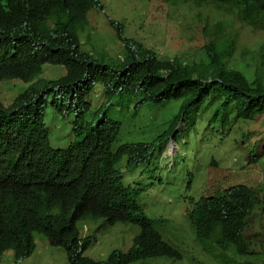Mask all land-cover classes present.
<instances>
[{"label":"trees","instance_id":"trees-1","mask_svg":"<svg viewBox=\"0 0 264 264\" xmlns=\"http://www.w3.org/2000/svg\"><path fill=\"white\" fill-rule=\"evenodd\" d=\"M158 1L174 6L178 2L190 3L207 9L212 21L207 20L202 30L208 39L202 48L203 60L190 64L176 56H159L154 48L125 37L123 24L113 20L110 23L124 46L123 54L117 60L95 59L80 49L76 26L86 24L88 12L98 6L97 0H0V81L16 78L30 83L8 108L0 104V142L6 144L0 182L4 178L13 186L31 189L26 212L22 213L18 205H0L8 223H0L3 249L11 247L16 251L30 229L40 226L39 212L48 208L41 230L59 241V233L70 232L57 231L52 211L55 207L73 206L84 217L138 224L141 234L126 253L114 251L100 262L70 255L72 264H127L155 255L181 258L178 250L160 240L151 224L135 214V194L122 185L115 169L124 156L129 166L137 164L146 145L124 143L113 150L121 123L108 119L102 107L104 115L96 124H83L82 117L89 106L85 97L96 84H101L107 101L125 102L126 108L131 103L140 109L146 104L159 108L180 101L170 130L183 115L189 114L190 107L205 102L211 116L221 119L233 116L235 120H254L264 116V42L248 65L228 64L240 50L234 31L236 23L250 32L264 33V0ZM45 64L64 67L65 75L34 81ZM48 99H53L51 104L59 111L76 112L74 122L81 138L68 149L48 148L43 127ZM227 107L232 108L231 113ZM33 140L38 142L35 157L29 152ZM263 193L262 185L237 184L201 200L190 212L189 222L203 250L212 253L217 247L224 264H263L249 260L256 255L244 235L255 208L262 206L264 211ZM140 238H149L160 248L146 252L138 248Z\"/></svg>","mask_w":264,"mask_h":264},{"label":"rangeland","instance_id":"rangeland-1","mask_svg":"<svg viewBox=\"0 0 264 264\" xmlns=\"http://www.w3.org/2000/svg\"><path fill=\"white\" fill-rule=\"evenodd\" d=\"M99 4L101 8L88 12L86 25L76 26L80 49L95 58L117 60L123 54L124 46L116 38L115 29L109 20L122 23L125 37L154 48L159 56L169 59L176 56L190 64L205 58L202 48L208 39L202 30L207 20L212 21L205 7L181 2L175 6L167 5L158 0H99ZM234 31L238 35L240 50L228 60V64L248 65L252 55L257 54L258 48L263 46L264 33L250 32L238 23ZM250 50H253L252 53ZM62 68L46 64L39 78H57L64 74ZM28 86L18 79L0 83V102L5 106L10 105L12 97L24 92ZM102 90V85L96 84L86 98L91 103L90 111H94L104 101ZM125 104L116 102L107 109L108 116L120 120L123 125L116 145L138 141L153 143L155 153L154 157L132 167L126 166V158L122 159L117 167L122 173L123 183L140 190L138 201L144 216L149 220H164L162 239L184 255L182 262L165 259L148 262L222 264L202 251L186 214L192 209L191 199L198 200L237 184L264 187V116L238 121V129H234L233 116L228 119L211 116L210 109H207L208 103H205L197 112L186 114L184 123L177 122L170 141L175 145L176 152L157 155L159 143L152 142L153 135L162 126V130L166 131L167 125L163 120L167 119V115L157 107L153 109L150 106L145 110L120 111ZM227 108L231 113L232 108ZM165 112L175 117L169 111ZM73 119L74 113H58L51 106L44 110V125L52 148H67L75 140L72 133ZM87 119L95 122L89 117ZM85 228L96 238V243L84 253V256L93 260H104L113 250H127L139 233L134 225L117 223L104 226L102 220L78 223L82 236ZM244 235L256 255L249 257V260L264 264L262 206L255 208L247 221ZM34 240V253L18 264H68L62 248L50 247L44 236L38 233H34ZM227 255L233 257L230 252ZM0 264H14L11 252L4 254Z\"/></svg>","mask_w":264,"mask_h":264},{"label":"clouds","instance_id":"clouds-1","mask_svg":"<svg viewBox=\"0 0 264 264\" xmlns=\"http://www.w3.org/2000/svg\"><path fill=\"white\" fill-rule=\"evenodd\" d=\"M98 1V6L97 7H94V8H101L100 4H99V0ZM92 8V9H94ZM87 18V17H86ZM111 21V20H109ZM87 23V22H86ZM86 25V24H85ZM84 26V25H83ZM76 32H77V29H76ZM135 40V39H134ZM79 47H80V44H79ZM82 52H85V51H82ZM85 53H88V52H85ZM90 54V53H88ZM91 55V54H90ZM93 56V55H92ZM94 57V56H93ZM95 58V57H94ZM96 59V58H95ZM186 63V62H184ZM46 65V64H45ZM52 65V64H50ZM55 66H58V65H55ZM44 67V66H43ZM62 68V66H61ZM64 69V67L62 68ZM65 70V69H64ZM42 72H43V68H42ZM42 74V73H41ZM65 75V72L64 74H62L61 76ZM40 76V75H39ZM39 76L34 80V81H49V80H44V79H40ZM59 76V77H61ZM57 77V78H59ZM57 78H52L50 80H53V79H57ZM13 79H16V78H13ZM13 79H5L3 81H0V83L6 81V80H13ZM20 80V79H18ZM21 81V80H20ZM23 82V81H22ZM207 83L211 82V80H208L206 81ZM24 83H27V82H24ZM29 84L30 86V83H27ZM28 86V87H29ZM23 93V92H22ZM21 94V93H20ZM91 93H89L86 97H85V102L88 103V111L83 115L82 117V123L83 124H86V123H90L92 125L96 124L97 120L102 118V116L104 114L107 113V109L114 106L115 103H116V100L113 99L111 101H107L106 100V97H105V93L104 91L102 90V95H103V98H104V101L102 103H100V105L94 110V111H90V108H91V103L89 100H87L86 98L90 95ZM19 95V94H18ZM16 97V96H15ZM15 97L13 96L12 97V101L10 103V105L13 103ZM53 99H48V103L49 105L47 107H53L58 113H66V114H69V113H74V119L72 121V133L75 137V140L69 144V146L67 148H64V149H68L71 145L77 143L80 141V136L77 134L76 132V124H75V115H76V112L75 110H67V109H63L62 111H59L57 108H55L51 103H52ZM207 103V102H205ZM205 103L201 104V105H198L196 108H189L188 111L189 113L191 111H195L197 112ZM0 104L5 107V108H8L10 105L8 106H5L2 102H0ZM147 106H150V108H152V105H145V107L143 108H140V109H144L147 108ZM46 107V108H47ZM102 107H104V114L102 113ZM180 107H181V102L178 101V102H171L167 105H164V106H160L158 109H160V111L164 114L167 115V119L166 120H163L164 123L167 125V129L166 131H163L162 130V127L156 131L153 135V141L152 142H157L159 143V147L157 149V155H160L162 154L163 152H165V154H174L176 152V147L175 145L170 142L172 140L171 138V134L174 133V131L176 130V125L174 126V128L172 130H170V126L171 124L173 123L174 121V118L175 117H172V116H169L168 113H166L165 111H169L170 114H174L175 116L179 113V110H180ZM45 108V109H46ZM154 109V108H153ZM120 111H138L139 109H136L135 108V104L134 103H131L129 105L128 108H126V106H124L123 108H120L119 109ZM96 111V112H95ZM95 112V113H94ZM186 114L183 115L180 119V121H182L184 123V118H185ZM89 117V119H92V120H95L94 123H92L90 120H88L87 118ZM109 117V116H108ZM112 119V120H115V121H118L119 123L120 120L116 119V118H113V117H109L108 119ZM171 120V121H170ZM238 121H244L242 119H238V120H235L234 119V122H233V127L234 129L238 127L239 124H236V122ZM246 121H249V120H246ZM43 127H44V130L46 131V135H47V144H48V148L51 149V150H54V148H52L49 144V140H48V130L47 128L45 127L44 125V113H43ZM123 128V125L122 123L120 124V130H119V135H118V138H116L112 144V149L113 150H117L121 145H116V143L119 141V136H120V132ZM238 129V128H237ZM169 131V134H167V132ZM37 140H33V142L31 143L30 147H29V152H31V156L35 157L36 154H37V150H36V147H37V143L36 142ZM39 141V140H38ZM46 143V142H45ZM125 143H143L146 145V149H145V153L142 157V159L139 161L141 162L142 160L144 159H149V158H152L154 157V153L155 151L153 150V143H146V142H142V141H138V142H125ZM124 144V143H123ZM165 147H167V149L164 151ZM62 149V150H64ZM6 158V144L5 143H2L0 142V165L3 163V161L5 160ZM126 158V166L127 167H132V166H129L127 164V156H124L122 159ZM121 159V160H122ZM47 159L44 158V161H46ZM120 160V161H121ZM119 161V162H120ZM118 162V163H119ZM138 162V163H139ZM117 163V164H118ZM137 163V164H138ZM117 164H116V170L118 171L119 175H120V178H121V183L122 185L125 187V188H128L129 190H131L132 192H134L135 194V203L137 204V212L135 214H139L141 215L149 224H151V226L153 227V229L158 233L159 237H160V240L166 244L168 247L171 246L172 248H175L176 250H178L175 246H173L172 244H170L169 242H166L162 239V231L164 229V226H165V223L163 222L164 220L162 219H155V220H149L148 218H146L143 214V211H142V207L138 201L139 199V195H140V190H137L135 188H133L132 186L130 185H125L123 183V178H122V173L121 171L118 169L117 167ZM136 165V164H135ZM134 166V165H133ZM226 189V188H225ZM224 189L218 191V192H221L223 191ZM30 192H31V189L29 186H22V185H11L10 183H8L4 178H2L1 182H0V205L1 204H13V205H18L20 208H21V211L22 213L26 212L27 209H28V204L30 203ZM216 194V193H215ZM215 194L213 195H210V196H205V197H200L198 200H193L191 199V203L193 204L192 206V209L186 214L188 220H189V216H190V212L196 208V205L201 201V200H205L207 198H211L213 197ZM29 195V196H28ZM2 196H4L3 198V201H2ZM40 213V216H39V221L41 222L40 226L39 227H33L32 230L30 229V233L25 236L23 238V240L18 244L17 246V249L16 251H14L13 248L11 247H5L3 249V245H2V242L0 240V261H1V258L4 256V254L6 252H11V256H12V260L14 261V264H18L20 261L26 259V258H29L35 251V248H36V244H35V240H34V233H38V234H41L44 236L45 240L47 241L48 245L50 247H54V248H62L65 252V255H66V259H67V263L68 264H72V262L70 261V255L74 257L75 256H78V254L80 255L81 258H84V259H87V260H91V261H105L108 256L114 252V251H120V252H127L132 246L133 244L136 242V239L140 236L141 234V227L138 225V224H135V223H130V222H123V221H116V222H110L108 219L104 218V217H84L79 211H77V209L75 207H55L52 211V213L54 214V218H55V224H56V227H57V231H59L60 229L66 231V232H70V234H72L70 236V234H66V235H61L60 233L58 234V239L59 241L55 240L54 238L52 237H49L46 233H44L42 230H41V225L44 223V221L46 220L47 216H48V213H49V208L48 209H44L42 210ZM109 214L113 215L112 211L110 210L109 211ZM134 214V215H135ZM88 220H91V221H97V220H102L103 222V225L104 226H113L117 223H120V224H130V225H134L136 226L138 229H139V233L133 238V241H132V245L130 248H128L127 250L125 251H122V250H113L110 254L107 255L106 259L104 260H93L89 257H86L84 256V253L93 245L96 243V238L94 235H90L89 232H88V229H84V235L82 236L81 233H80V230L78 229V223L80 222H85V221H88ZM0 223L3 224V225H8V223L5 221L4 219V214L2 213V211L0 210ZM190 223V222H189ZM189 226L191 227L192 231L193 230V227L189 224ZM75 230L77 233H75ZM195 232H193L194 234ZM195 239H196V236L194 235ZM197 240V239H196ZM198 242V240H197ZM200 244V243H199ZM83 246H85V248H83ZM201 246V244H200ZM138 248L140 249H143L144 251L146 252H152L154 249L156 248H160L158 246L157 243H155L154 241L150 240L149 238H140L139 239V243H138ZM202 248V246H201ZM179 251V250H178ZM202 251L205 253V254H208V255H211L212 258H214V260H218V263H222L224 264V259H221L219 257L220 255V250L214 246L213 250H212V253H207L203 250L202 248ZM180 252V251H179ZM73 253V254H72ZM181 254V252H180ZM213 255H216L218 258H215ZM147 256L145 258H142V259H139V260H136V261H133V262H129L127 264H158L157 261H153V262H148V261H152V260H158V259H165V260H168V261H184V255L181 254V258L180 259H172V258H166V257H159V256ZM75 258V257H74ZM77 259V258H75ZM74 261H77L75 260ZM78 263V261H77ZM79 264V263H78Z\"/></svg>","mask_w":264,"mask_h":264}]
</instances>
